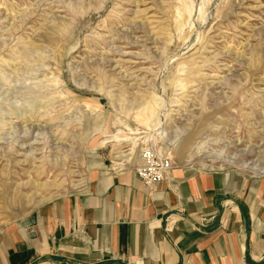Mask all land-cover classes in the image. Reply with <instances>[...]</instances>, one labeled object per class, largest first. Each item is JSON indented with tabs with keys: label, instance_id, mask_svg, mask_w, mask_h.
I'll return each instance as SVG.
<instances>
[{
	"label": "rangeland",
	"instance_id": "374dc122",
	"mask_svg": "<svg viewBox=\"0 0 264 264\" xmlns=\"http://www.w3.org/2000/svg\"><path fill=\"white\" fill-rule=\"evenodd\" d=\"M143 149L264 176V0H0V232Z\"/></svg>",
	"mask_w": 264,
	"mask_h": 264
},
{
	"label": "crops",
	"instance_id": "0c3cea01",
	"mask_svg": "<svg viewBox=\"0 0 264 264\" xmlns=\"http://www.w3.org/2000/svg\"><path fill=\"white\" fill-rule=\"evenodd\" d=\"M32 214L0 232V264H264V176L173 168L148 187L95 166Z\"/></svg>",
	"mask_w": 264,
	"mask_h": 264
},
{
	"label": "built area",
	"instance_id": "2783aa9c",
	"mask_svg": "<svg viewBox=\"0 0 264 264\" xmlns=\"http://www.w3.org/2000/svg\"><path fill=\"white\" fill-rule=\"evenodd\" d=\"M173 169L172 162L164 155L155 153L150 149H143L140 159L134 166L135 173L148 187L166 180Z\"/></svg>",
	"mask_w": 264,
	"mask_h": 264
},
{
	"label": "water",
	"instance_id": "95a60500",
	"mask_svg": "<svg viewBox=\"0 0 264 264\" xmlns=\"http://www.w3.org/2000/svg\"><path fill=\"white\" fill-rule=\"evenodd\" d=\"M36 222H37V216L35 214H32L29 218L22 220L21 225L25 229H29L34 227L36 225Z\"/></svg>",
	"mask_w": 264,
	"mask_h": 264
},
{
	"label": "bare ground",
	"instance_id": "6f19581e",
	"mask_svg": "<svg viewBox=\"0 0 264 264\" xmlns=\"http://www.w3.org/2000/svg\"><path fill=\"white\" fill-rule=\"evenodd\" d=\"M173 146H175L174 144H173ZM140 158V157H139ZM138 161H139V159H138Z\"/></svg>",
	"mask_w": 264,
	"mask_h": 264
}]
</instances>
